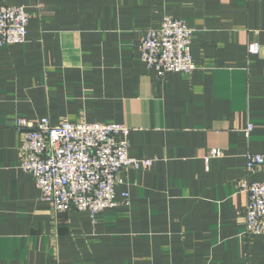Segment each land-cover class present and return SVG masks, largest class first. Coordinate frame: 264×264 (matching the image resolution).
Here are the masks:
<instances>
[{"label": "crops", "instance_id": "obj_1", "mask_svg": "<svg viewBox=\"0 0 264 264\" xmlns=\"http://www.w3.org/2000/svg\"><path fill=\"white\" fill-rule=\"evenodd\" d=\"M3 5L30 23L24 44L0 47V264H264L241 192L245 155L264 154V0ZM166 16L195 30L189 75L161 79L141 60L145 33ZM44 118L129 128L130 156L152 160L117 175L116 198L130 204L54 217L21 169L16 129Z\"/></svg>", "mask_w": 264, "mask_h": 264}, {"label": "built area", "instance_id": "obj_2", "mask_svg": "<svg viewBox=\"0 0 264 264\" xmlns=\"http://www.w3.org/2000/svg\"><path fill=\"white\" fill-rule=\"evenodd\" d=\"M30 15L23 7L0 6V47L26 42ZM195 30L179 19L163 18L159 28L149 30L139 46L142 62L159 78L169 73L191 74L196 63L191 54ZM249 55L260 52V44L249 43ZM23 132L21 169L35 181L41 200L47 202L54 217L71 211L97 214L121 204L115 184L122 170H149L152 160L130 156V129L120 124L64 122L53 125L44 118L37 125L23 119L16 122ZM249 124L246 134L253 130ZM247 178L241 192L248 197L245 215L246 235H264V179L249 176L262 171L264 154L245 155Z\"/></svg>", "mask_w": 264, "mask_h": 264}]
</instances>
